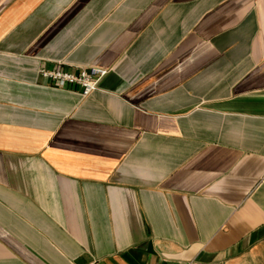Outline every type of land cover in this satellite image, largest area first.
Segmentation results:
<instances>
[{"label": "crops", "instance_id": "1", "mask_svg": "<svg viewBox=\"0 0 264 264\" xmlns=\"http://www.w3.org/2000/svg\"><path fill=\"white\" fill-rule=\"evenodd\" d=\"M0 264H264V0H0Z\"/></svg>", "mask_w": 264, "mask_h": 264}, {"label": "built area", "instance_id": "2", "mask_svg": "<svg viewBox=\"0 0 264 264\" xmlns=\"http://www.w3.org/2000/svg\"><path fill=\"white\" fill-rule=\"evenodd\" d=\"M42 75L48 76L57 85L77 84L80 88V95L84 96L92 91L98 78L104 73V69L95 66L82 67L77 72L63 69H40Z\"/></svg>", "mask_w": 264, "mask_h": 264}, {"label": "water", "instance_id": "3", "mask_svg": "<svg viewBox=\"0 0 264 264\" xmlns=\"http://www.w3.org/2000/svg\"><path fill=\"white\" fill-rule=\"evenodd\" d=\"M148 245H149V243H148Z\"/></svg>", "mask_w": 264, "mask_h": 264}]
</instances>
